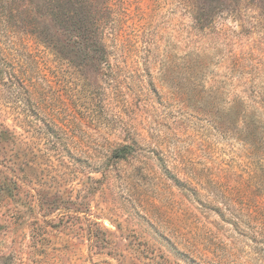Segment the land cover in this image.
I'll list each match as a JSON object with an SVG mask.
<instances>
[{
  "label": "rangeland",
  "instance_id": "obj_1",
  "mask_svg": "<svg viewBox=\"0 0 264 264\" xmlns=\"http://www.w3.org/2000/svg\"><path fill=\"white\" fill-rule=\"evenodd\" d=\"M0 259L264 264V0H0Z\"/></svg>",
  "mask_w": 264,
  "mask_h": 264
},
{
  "label": "trees",
  "instance_id": "obj_2",
  "mask_svg": "<svg viewBox=\"0 0 264 264\" xmlns=\"http://www.w3.org/2000/svg\"><path fill=\"white\" fill-rule=\"evenodd\" d=\"M133 147L131 145H122L120 148L116 149L114 154L117 158H124L131 154ZM0 263L2 264H11L8 261H2L0 259Z\"/></svg>",
  "mask_w": 264,
  "mask_h": 264
}]
</instances>
